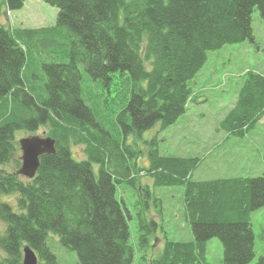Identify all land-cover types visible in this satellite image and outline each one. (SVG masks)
<instances>
[{
    "label": "trees",
    "instance_id": "trees-1",
    "mask_svg": "<svg viewBox=\"0 0 264 264\" xmlns=\"http://www.w3.org/2000/svg\"><path fill=\"white\" fill-rule=\"evenodd\" d=\"M25 1L4 3L16 11ZM41 1L57 9L54 26L0 25V196H15L14 205L0 202V264H21L24 246L40 264H58L48 235L73 251L79 264H131L130 216L116 191L121 183L134 187L142 171L155 186L183 187L184 218L197 230V241H166L151 264H207L204 240L210 236L220 237L228 263L243 264L247 249L246 258L236 256L226 238L236 242L234 232L249 238L245 225L264 207V173L193 181L199 158L164 157L156 149L148 153V167L135 171L133 149L90 131L96 124L82 97L78 65L106 89L102 95L125 77L131 90L118 120L126 134L157 123L164 131L186 113L194 95L190 81L210 52L254 43L251 17L257 9L264 20V0ZM263 118L264 76L246 72L220 128L227 138L243 139ZM41 127L54 139L55 153L40 156L35 177L24 180L17 174L20 159L13 160L15 132ZM78 144L87 160L72 158L70 148ZM11 162L15 170L9 173L4 168ZM92 162L99 165L97 175ZM148 232V222L139 218V246ZM259 260L264 264V257Z\"/></svg>",
    "mask_w": 264,
    "mask_h": 264
},
{
    "label": "rangeland",
    "instance_id": "rangeland-1",
    "mask_svg": "<svg viewBox=\"0 0 264 264\" xmlns=\"http://www.w3.org/2000/svg\"><path fill=\"white\" fill-rule=\"evenodd\" d=\"M57 12L55 7L41 0H26L20 10L8 11L4 0H0V25L14 29L52 27L55 25ZM251 28L254 43L247 41L226 45L208 54L204 67L190 81L194 95L188 103L186 113L164 131L160 130L157 123L139 134H126L118 120L131 90L125 77L115 80L109 92L102 95L106 89H102L90 78L82 64L78 65L82 78V97L92 109L96 124V128L90 127V131L98 138L103 137V141L114 138L119 141V145L124 144L133 149L136 152L133 160L135 171L148 167V153L156 149L164 157L199 158L200 163L192 174L193 181L262 175L264 118L256 125L254 133L244 140L227 138L220 128L221 121L236 101L240 76L246 72L264 76V20L260 18L257 9L251 17ZM31 68L34 69L35 65ZM46 132L47 129L43 127L35 132L16 131L15 145L22 138L41 137ZM70 150L74 160H87L83 145H72ZM20 156L18 150L13 155V160L20 159ZM92 168L97 175L99 165L92 162ZM4 169L10 173L15 170V165L11 162ZM146 174L143 171L136 174L134 187L121 183L116 191L117 200H123L130 216L127 220L129 244L134 249L131 264H151V260L157 259L161 254L166 241H197L196 226L187 224L184 218L183 187L155 186L153 178ZM0 202L14 205L15 196H0ZM250 217L251 224L245 225L248 228L245 230L248 239L245 236L241 238L235 232L236 235L233 236L236 242L230 243V239L226 238L231 252L236 256L242 254L246 258L247 249L248 258L243 264H257L260 257H264V207L254 211ZM139 218L148 222L149 232L145 246H139ZM150 221L155 225H151ZM204 241L207 264H242L227 262L226 247L220 237L210 236ZM46 243L58 264H79L76 254L61 246L58 237L48 235ZM0 255L4 256L1 250Z\"/></svg>",
    "mask_w": 264,
    "mask_h": 264
},
{
    "label": "water",
    "instance_id": "water-1",
    "mask_svg": "<svg viewBox=\"0 0 264 264\" xmlns=\"http://www.w3.org/2000/svg\"><path fill=\"white\" fill-rule=\"evenodd\" d=\"M54 139L48 136H32L22 138L18 141L21 153V166L17 172L28 180L35 177L39 167V158L42 155L55 153ZM22 264H38V257L28 246L22 248Z\"/></svg>",
    "mask_w": 264,
    "mask_h": 264
},
{
    "label": "crops",
    "instance_id": "crops-1",
    "mask_svg": "<svg viewBox=\"0 0 264 264\" xmlns=\"http://www.w3.org/2000/svg\"><path fill=\"white\" fill-rule=\"evenodd\" d=\"M225 134V133H224ZM226 135V134H225ZM251 134H247V135H245V137L243 138V140L244 139H246L247 138V136H250Z\"/></svg>",
    "mask_w": 264,
    "mask_h": 264
}]
</instances>
